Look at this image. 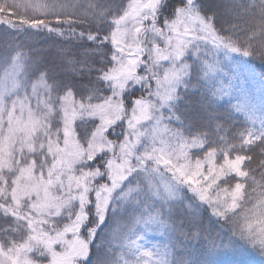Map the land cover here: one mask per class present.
Returning <instances> with one entry per match:
<instances>
[{
	"label": "snow or ice",
	"instance_id": "snow-or-ice-1",
	"mask_svg": "<svg viewBox=\"0 0 264 264\" xmlns=\"http://www.w3.org/2000/svg\"><path fill=\"white\" fill-rule=\"evenodd\" d=\"M163 3L30 0L34 18H0V59L16 77L0 81V264H176L163 243L146 246L150 230L170 231L174 249L203 242L217 224L264 251L253 169L260 164L264 181V104L233 99L230 82L214 86L194 55L210 45L212 72L219 53L251 57L249 77L264 87V0L227 32L197 0H180L161 26ZM53 67L65 69L60 79ZM120 121L122 141L109 135ZM138 170L151 203L133 197L141 208L113 237L110 206L137 190L120 191Z\"/></svg>",
	"mask_w": 264,
	"mask_h": 264
},
{
	"label": "trees",
	"instance_id": "trees-1",
	"mask_svg": "<svg viewBox=\"0 0 264 264\" xmlns=\"http://www.w3.org/2000/svg\"><path fill=\"white\" fill-rule=\"evenodd\" d=\"M197 2L202 4L201 10L206 16L215 13L214 22L224 32H227L233 25H243L253 19L261 7V0H197ZM179 3L180 0H164L159 9L158 20L162 22L172 19L175 16V7ZM10 13L13 14L10 15ZM34 16L30 0H0V18L7 19L12 23H18L21 19H32ZM28 32L35 33L36 30L28 29ZM40 35L42 36L44 33H40ZM245 58L247 62L251 60V57ZM7 68V62L0 59V78ZM64 71L65 69L62 67H53V72L57 79L61 78V73ZM83 74H86V70ZM83 74L79 77L80 79H83ZM35 82L33 81V83ZM85 95V92L77 91L76 99L80 101ZM126 98L129 99V104H131V99L127 94ZM92 102L95 103L97 100H93ZM233 103L235 102L233 101ZM116 127L119 128L121 125L119 124ZM107 157L101 155L97 159H106ZM260 163H264V160ZM253 169L257 171V195H259L261 191H264V189L259 187L261 183H264V181H261L259 175L262 169L260 168V164H254ZM120 191H124V188ZM133 197V194H131L129 200L125 201L120 196L110 206V218L107 222L110 224L111 235L113 237L125 234L129 228L125 217L132 213L133 208L140 210L139 204L132 199ZM194 206H196L201 214H206L210 217L211 222L214 223L218 219L214 217L205 205L195 201ZM149 233L152 235V245L163 243L168 248L169 261H175L176 264H181V262L182 264H264V251H261L258 247H254L247 239L237 235L234 230L227 226L221 227L220 224L216 225V230L203 242L176 240V247L174 249L170 247L171 241L169 240V236L172 235L170 231L162 233V231L153 229ZM98 243L99 241H97ZM116 243H119V241L117 240ZM93 252L95 254V247L93 248Z\"/></svg>",
	"mask_w": 264,
	"mask_h": 264
},
{
	"label": "rangeland",
	"instance_id": "rangeland-1",
	"mask_svg": "<svg viewBox=\"0 0 264 264\" xmlns=\"http://www.w3.org/2000/svg\"><path fill=\"white\" fill-rule=\"evenodd\" d=\"M175 16L172 18L174 19ZM171 20V19H170ZM159 25L163 26L165 21H157ZM201 51L198 54L199 62L201 66V76L204 79H207L208 77H212V84L216 87H219L222 83H232L233 89H234V96L233 99H235L238 95H246L248 96L256 106H259L261 104H264V87H262L257 81H253L249 77V71L251 69V65L248 64L245 57H243L239 53H231L229 54V57H225L223 53H219L217 56V59L221 61L219 68L217 71L212 72L208 64L212 62V49L210 45H200ZM9 80L8 83L11 85L12 80L16 77L13 74V71L11 68L6 69ZM6 71L2 74L0 81H2L5 77ZM36 83V82H35ZM38 91H40L41 97H43V91H42V85H38ZM133 93L139 94L137 89H132ZM77 100V99H76ZM79 102V100H77ZM236 102V101H234ZM257 121H259L260 117L259 114H257L256 117H254ZM121 125V127H116L118 125ZM79 125H77L78 127ZM126 127L125 122L120 121L115 126L109 129V135L110 138L118 141L123 140V136L125 134ZM105 156H109L110 154H102ZM94 163V162H93ZM147 185L148 181L147 178L142 170H138V174L134 173L131 177H129V181L125 182L124 185V191L127 190L128 187H135L137 190L133 192V196L137 197L139 200L144 201L143 207H147L151 203L150 196L151 194L147 191ZM189 196H192V193H188ZM199 202L198 200H196ZM203 204L202 202H199ZM205 205V204H203ZM209 211L212 213L211 208L208 205H205ZM141 208V206H138ZM195 209L196 206H194ZM213 214V213H212ZM215 217V216H214ZM217 218V217H215ZM148 237L150 239L146 240V246L151 248L153 245L151 243L152 241V235L148 232Z\"/></svg>",
	"mask_w": 264,
	"mask_h": 264
}]
</instances>
